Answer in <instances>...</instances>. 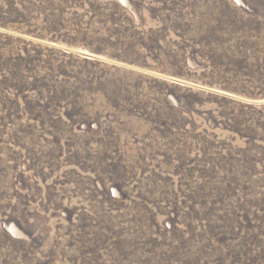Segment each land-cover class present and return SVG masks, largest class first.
Returning a JSON list of instances; mask_svg holds the SVG:
<instances>
[{
  "label": "rangeland",
  "instance_id": "rangeland-1",
  "mask_svg": "<svg viewBox=\"0 0 264 264\" xmlns=\"http://www.w3.org/2000/svg\"><path fill=\"white\" fill-rule=\"evenodd\" d=\"M0 264H264V0H0Z\"/></svg>",
  "mask_w": 264,
  "mask_h": 264
}]
</instances>
